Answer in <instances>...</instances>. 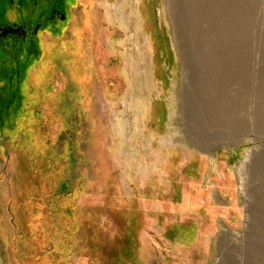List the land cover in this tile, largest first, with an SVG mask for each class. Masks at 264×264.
Listing matches in <instances>:
<instances>
[{
  "label": "rangeland",
  "instance_id": "rangeland-1",
  "mask_svg": "<svg viewBox=\"0 0 264 264\" xmlns=\"http://www.w3.org/2000/svg\"><path fill=\"white\" fill-rule=\"evenodd\" d=\"M244 1L77 0L63 30L0 39V99L13 64L27 95L0 105V264H264V0Z\"/></svg>",
  "mask_w": 264,
  "mask_h": 264
},
{
  "label": "flooded vegetation",
  "instance_id": "flooded-vegetation-1",
  "mask_svg": "<svg viewBox=\"0 0 264 264\" xmlns=\"http://www.w3.org/2000/svg\"><path fill=\"white\" fill-rule=\"evenodd\" d=\"M74 2H77L74 1ZM73 0H33V3L31 4V10L30 13L36 14L38 12L39 18L35 21V24L32 25V20L30 17L27 18L25 8L28 6L27 0H18V6L15 4L14 0H8V7H1L0 6V26L4 25L5 23H8L12 26H22V29L24 30V33L20 30H18L17 33H6L5 35H0V39L2 40L5 37H16V40L23 41L25 39H28L27 37H35V34L38 33L37 31L41 30H63V28L67 25V19L69 12L68 7H71V4H75ZM13 11V9H15ZM29 13V12H28ZM53 26V28H52ZM31 28H35V32H30ZM29 31V32H28ZM30 33V34H28ZM17 41V42H18ZM26 41V40H25ZM25 43V42H24ZM23 43V44H24ZM10 62H5L4 65L8 66ZM13 65L8 66V72L12 74V78L14 80L16 77H19V64L18 67L16 65V68H14ZM14 70V71H13ZM14 80L11 79L12 86L10 88L6 87L4 91H11L14 88V91H16L19 87L14 86ZM5 92V96L9 99V106L12 102L11 94L8 95V93ZM8 106V105H7ZM8 106V108H9ZM7 109V107H5Z\"/></svg>",
  "mask_w": 264,
  "mask_h": 264
},
{
  "label": "trees",
  "instance_id": "trees-1",
  "mask_svg": "<svg viewBox=\"0 0 264 264\" xmlns=\"http://www.w3.org/2000/svg\"><path fill=\"white\" fill-rule=\"evenodd\" d=\"M243 2L240 4V5H238V6H235V0H232L231 2H229L228 3V0H227V3L230 5V7L231 6H233L232 7V10H234L235 11V13H236V7H241V6H244V4H245V1L244 0H242ZM17 6L19 5L18 4V0H16V3H15ZM221 5H222V3L220 2V7H221ZM212 6V9H215V8H217V4H216V2H215V4H212L211 5ZM223 7H224V12L222 13L223 14V16H224V18H225V20L226 21H228V16H227V13H226V7L224 6V3H223ZM214 11V10H213ZM235 15H237V13L235 14ZM242 19H244L243 17H242ZM242 21L243 20H241V24H242ZM233 22V21H232ZM57 31H59V30H57ZM226 35H227V33H226ZM231 35V34H230ZM234 36V35H233ZM233 36H231V37H233ZM238 36H240V35H236V36H234L236 39L238 38ZM230 37V36H229ZM230 37V38H231ZM31 38V40L32 39H35L36 40V38H37V36L36 37H30ZM24 46V44H21V48ZM14 49L17 51V49H18V46H15L14 45ZM31 57V56H30ZM18 59V58H17ZM30 58H27V60H29ZM27 60H26V62H27ZM18 61L20 62V59H18ZM16 64H17V62H16ZM14 71V70H13ZM20 71V70H19ZM18 77V76H17ZM8 81V83L11 85V82H10V80H7ZM9 84H7V86H9ZM5 87H6V85H4ZM20 86V85H19ZM5 87H3V90L5 89ZM5 92H7V91H4V95H6L5 94ZM13 92V91H12ZM8 93V95L9 94H11V91H8L7 92ZM14 94H15V96L13 97V96H11V99H12V102L10 103V105L11 106H9L10 107V109H5V107H6V105H7V102L9 101V99H8V97L7 96H5L3 99H0V105L2 106V105H4V109H5V111H9L10 112V116L14 113V111L16 110L15 109V105H17L19 102H23V101H25V100H27V95H24V93H23V91H21V89H20V87H18V89L16 90V91H14Z\"/></svg>",
  "mask_w": 264,
  "mask_h": 264
},
{
  "label": "water",
  "instance_id": "water-1",
  "mask_svg": "<svg viewBox=\"0 0 264 264\" xmlns=\"http://www.w3.org/2000/svg\"><path fill=\"white\" fill-rule=\"evenodd\" d=\"M18 30H22V26H12L8 23H5L4 25L0 26V35H5L7 32H16Z\"/></svg>",
  "mask_w": 264,
  "mask_h": 264
},
{
  "label": "bare ground",
  "instance_id": "bare-ground-1",
  "mask_svg": "<svg viewBox=\"0 0 264 264\" xmlns=\"http://www.w3.org/2000/svg\"><path fill=\"white\" fill-rule=\"evenodd\" d=\"M20 31H22V32H23V34H25L23 29H22V30H20ZM17 32H18V31H16L15 33H17ZM7 33H14V32H7Z\"/></svg>",
  "mask_w": 264,
  "mask_h": 264
}]
</instances>
